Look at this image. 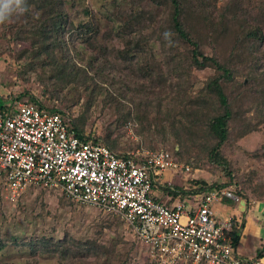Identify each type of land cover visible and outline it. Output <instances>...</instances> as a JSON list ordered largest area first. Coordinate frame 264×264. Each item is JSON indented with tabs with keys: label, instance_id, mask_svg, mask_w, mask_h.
<instances>
[{
	"label": "rangeland",
	"instance_id": "374dc122",
	"mask_svg": "<svg viewBox=\"0 0 264 264\" xmlns=\"http://www.w3.org/2000/svg\"><path fill=\"white\" fill-rule=\"evenodd\" d=\"M206 1L208 4L204 6L203 2ZM247 1L217 0L215 2L216 8H214L212 0H203V2L198 0L197 3L205 8L203 13L198 10L195 11L196 0H189L190 4L183 6L184 16L181 18V24L185 31L198 34V38L208 42L203 48L208 56L216 55L229 61L232 59L233 62L231 63L237 66L236 86L246 83V69L253 66L251 64L252 57L248 51L255 49L256 41L244 37L245 33L255 26L261 29L264 38V8L260 9L258 0L256 3L251 2V4H248ZM234 2H237V10L239 11L228 6L229 12H223V14H228L227 26L229 31L224 32L219 24L215 25L216 23L215 26H208V19L218 21L217 17H223L220 14L221 10L227 4L231 5ZM85 10L91 11L96 24L99 23V45L108 46L110 51L113 48L116 51L123 49L122 42L116 38L117 33H120L121 30L125 32L123 34L134 30L135 35L144 34L149 39V47H145L140 39L135 41V43L139 42L141 46L145 47V55L141 56L140 63H135V73L125 70V66L117 61L116 54L113 55L110 61L117 66H113L114 70L109 79L115 77L116 83L120 84H111L112 81L110 80L103 81L102 77L96 78L97 82H104L103 88H101L103 92L96 97L95 102L86 111V106L90 101V91L84 92L81 88L75 94L73 93L74 89L67 86L63 91L58 92L54 79L50 80V75L56 73H52L50 70H42L39 65L30 69L28 66L30 59L21 55L24 51L30 50L29 42H16L13 36L4 33L3 28H0V102L6 106L9 104L8 101H11L12 104L32 103V99H34L45 108L65 110L68 117L66 120L81 117L84 121L85 134L98 138L101 143L109 135L110 141H114L117 145L116 150L112 151L119 156L135 157L139 153L143 157L160 151L169 153L171 157L175 156L174 152L177 151L178 146L168 132L164 136H159L154 130L152 133L139 135L136 132L139 124L135 120L128 121L124 126H119L117 132L114 131L116 112L112 107L113 105L110 104V100L106 99L108 96L116 98L134 113V103L131 100L133 98L135 101L141 99L140 86L146 81L145 70L154 68L158 61L162 67V73L157 72L155 76L163 78V73H167L166 71L173 68V66H167L166 59L171 48L169 41L164 37L166 31L173 32L169 22L171 8L168 0H158L156 5L151 4V0H70L66 5V12L75 23L86 20ZM140 12L146 14L147 19L151 20V23L147 25L150 27L149 29L144 30L143 25L146 22L143 20L144 17H141ZM134 16V26L119 28L120 22L123 24L133 19ZM112 19H116V24L113 25ZM236 20L241 26L242 32L247 27V31L243 33V39L239 41L237 39L241 32L235 28ZM16 23L17 19H14L8 24L14 25ZM257 44L259 45V54L256 59L260 62V67L263 68L264 39L261 45ZM173 46H175L176 51H182L185 48L181 40H174ZM159 58L162 60H158ZM108 69L111 71V68ZM107 71L105 73H108ZM215 74L213 68L193 69L189 75H186L181 87L189 97H194L205 89L206 84ZM91 75L96 76L94 71ZM134 77L135 88L131 84L128 85V82L132 81ZM175 81L176 79H174L173 84ZM122 83L127 85L130 90H126ZM89 84L93 85L92 83ZM227 91L229 94L234 92L231 89H227ZM248 91L249 88H245V93ZM248 94L247 98L244 96V100L234 101V105L235 103L239 105L237 108L239 121L230 125V147L227 149L226 155L231 160L234 172L239 179H245L250 187L261 186L264 190V153L260 151L264 145V123L260 122L259 125L258 122L264 121V119L254 120L255 95ZM19 95L24 96L17 99ZM166 95L167 101L170 102L169 98L176 95L175 89L170 87L163 96ZM234 95H238V93H234ZM163 109L165 110V107ZM254 123H256L257 130L240 137L241 133L250 129ZM245 125L248 127H244ZM180 164L189 167L190 172L185 174L169 169L163 174L162 186H157L164 193L170 187L182 189L180 193L185 192L186 194H180L177 201L188 203L191 202L189 199L196 196L190 192L192 180H206L211 184L213 182H226L221 172L212 176L206 168L199 170L196 165L190 166L184 162ZM257 183L261 185H257ZM203 194L205 193L197 194L198 198ZM250 198H248L249 200L246 199V203L249 204V201L253 203L254 199ZM195 199L197 197L193 198V200ZM227 200L229 199L223 198L221 201L214 202L211 207L218 220H220L221 210L226 206ZM231 202L234 204L228 202V205L232 209H236L244 203L233 200ZM13 236L18 237L19 240L15 242L11 240ZM65 236L82 244L90 242L95 244V247L102 246L108 251L106 254L104 252L99 253L96 257H79L74 261L75 263L70 264H102L104 261H109L111 264H168L163 259L153 255L149 248L142 245L116 216L109 215L93 206L77 204L59 191L41 187L27 189L16 201L12 202L7 199L4 186L0 181V240L5 245L4 250H0V264H64L55 255H32L30 248L23 243L29 239L35 240L42 237L61 239ZM112 248L115 249L116 253L112 252ZM117 253L118 255H116Z\"/></svg>",
	"mask_w": 264,
	"mask_h": 264
},
{
	"label": "trees",
	"instance_id": "16d2710c",
	"mask_svg": "<svg viewBox=\"0 0 264 264\" xmlns=\"http://www.w3.org/2000/svg\"><path fill=\"white\" fill-rule=\"evenodd\" d=\"M69 1L28 0V11L17 18V23L14 25H0V28H3L4 33L13 36L16 42H29L30 50L24 51L21 55L30 59L28 61L30 69H33L35 65H39L42 70H50V72L56 73L50 75V80L54 79L58 92L63 91L67 86L73 88V93L75 94L81 88H83L84 92L90 91V101L86 106V111H88L90 106H92L91 104L97 99L96 97L103 92L101 88H103L102 84L104 82L99 81V83L96 78L102 77L103 81L110 80L112 81L111 84H120L116 83L115 77L109 79L114 70L113 66L115 67L116 65L110 61L113 55L116 54L117 61L125 66V70L135 73V63H140L141 56L145 55V47H149V39L144 34L135 35L134 30L126 34H123L124 30H121L120 33H117L116 38L122 42L123 49L116 51L113 48L110 51L108 46L99 45V23L96 24L91 11L85 10L86 20L75 23L66 12V5ZM188 1L168 0L171 8L169 22L172 25V33L174 35L171 38L172 42L169 44L171 49L169 50V55H167L166 62L167 66H173V68L166 71L167 73H163V78L155 76L157 72L162 73V67L158 61L155 63L157 65L154 68L145 70L146 81L140 86L141 99L139 101H135V98L131 100L134 103V113L116 98L111 96L106 98L110 100L109 102L113 105L112 107L116 112V119L113 125L115 129L113 130L117 132L119 126H124L128 121L135 120L139 124L136 129L139 135H146L154 130L159 136H164L168 132L178 146L177 151L174 152L175 156H172L176 162H184L190 166L196 165L199 170L206 168L212 176L221 172L223 179H226V182H213L212 184L206 180H192L190 183V192L192 194H208L231 189L234 196L239 199V202L246 203V199L249 200L248 198L251 197L250 199H254L253 203H264L263 188L261 186L250 187L245 182V179H239L234 172L231 160L226 155V151L230 147V125L239 121L237 118L239 105L237 103L234 105V101L237 102L238 99L244 100V96L247 98L248 93L254 94V120L257 121L258 118L264 119V67H260L261 64L256 59L259 54V45L257 43L261 45L264 39L263 34L261 29L255 26L248 32H246V27L242 32V28L236 20L235 28L241 32L237 41L243 39V33L245 32L244 37H249L256 41L255 49L248 51L252 57L251 64L253 66L246 69V83L236 86L237 66L231 63L233 62L232 59L229 61L216 55L208 56L203 49L208 42L198 38V34L196 35L183 29L181 24V18L184 16L183 6L190 4ZM216 1L212 0L214 8H216ZM157 2L158 0H151V4L156 5ZM197 2L198 0H196V3L193 2L195 3V11L198 10L204 13V6L208 4L207 1L203 2L202 0L205 4L204 6ZM251 2L256 3V0L247 1L248 4H251ZM257 2L260 3V9L264 8V0H258ZM236 4L237 2L231 5L227 4L220 12L223 17H217L218 21L208 19V26L212 27L216 23L215 25L219 24L224 32L229 31L227 26L229 22L228 14H223V12H229L228 6L239 11ZM141 15L146 22L143 25L144 30L149 29L150 27L147 25L151 23V20L147 19L148 16L146 14L141 13ZM112 21L113 25L116 24V19H112ZM133 23L135 24V16L123 24L120 22L119 28L131 27ZM136 39H140L145 47L141 46L139 42L135 43ZM174 40H181L185 48L182 51H176L175 46H173ZM158 60L162 59L159 58ZM129 65H132V67H129ZM108 68H111V71ZM204 68H213L216 74L208 81L205 89L196 96L189 97L181 87L183 80L193 69L203 70ZM106 70H108V73H105ZM93 71L96 76L91 75ZM174 79L176 81L173 84ZM130 84L135 88V77L128 82L129 86ZM123 86L126 90H130L127 85L123 84ZM170 87L175 89L176 95L169 98L170 102H168L167 95H163L166 94V90ZM245 88H249L246 93ZM227 89H231L234 92L229 94ZM234 93H238V95H234ZM23 96L19 95L17 99H21ZM8 102V108H5L6 106H3L0 102V111L8 110L13 106L11 101ZM30 104L35 105L39 110L60 114L67 124L68 130L81 141H92L96 144L104 143L103 145L111 151L116 150L117 145L114 141H110L109 135L101 143L98 138L85 134L84 121L81 117L66 120L68 117L65 110L45 108L34 99H32ZM163 107H165V110ZM258 122L259 125L264 123V121ZM244 127L248 126L245 125ZM256 127V123H254L250 129L242 132L240 137L257 130ZM260 151L264 153V145ZM257 185L261 184L257 183ZM181 190L177 187L175 189L170 187L165 190V193L174 200L180 194H186L185 192L180 193ZM155 201L159 202V199H155ZM228 202L232 203L230 199L227 200V204ZM249 202L251 204V201ZM230 225L231 231L228 236L232 241V246L235 248L244 229V221H241V218L239 220L233 217L230 220ZM11 240L15 242L19 238L13 236ZM23 244L30 248L31 254L34 256L55 255L64 264L75 263L74 261L79 257L90 258L91 256L96 257L102 252L108 253L102 246L95 247V244L90 242L82 244L68 236L61 239L46 237L35 240L29 239ZM4 248L5 245L1 242L0 250H4ZM112 249V252L116 253L115 249ZM256 258H264V251L258 252ZM102 264L111 263L104 261ZM177 264L183 263L179 262Z\"/></svg>",
	"mask_w": 264,
	"mask_h": 264
},
{
	"label": "built area",
	"instance_id": "2783aa9c",
	"mask_svg": "<svg viewBox=\"0 0 264 264\" xmlns=\"http://www.w3.org/2000/svg\"><path fill=\"white\" fill-rule=\"evenodd\" d=\"M12 105L0 111V181L10 201L30 188L59 191L118 217L168 264H264V258L236 253L228 236L231 218L219 221L211 210L223 198L239 201L231 189L167 206L153 197L163 174L190 172L169 153L119 156L103 144L81 141L60 114L27 102Z\"/></svg>",
	"mask_w": 264,
	"mask_h": 264
},
{
	"label": "crops",
	"instance_id": "0c3cea01",
	"mask_svg": "<svg viewBox=\"0 0 264 264\" xmlns=\"http://www.w3.org/2000/svg\"><path fill=\"white\" fill-rule=\"evenodd\" d=\"M161 186V185H159ZM153 197L159 199V202L172 206L177 201V199L172 200L170 196L162 192V190L157 187L153 191ZM197 201L200 199L198 195ZM189 199L191 202L196 201ZM183 202V201H182ZM224 208L221 210L220 220L236 217L241 221H244V229L239 238L237 247H235L236 253L246 259L256 258L257 253L263 250L264 246V203H242L238 208L232 209L228 204H225ZM223 207V206H222ZM259 216V217H258Z\"/></svg>",
	"mask_w": 264,
	"mask_h": 264
},
{
	"label": "clouds",
	"instance_id": "9594fccd",
	"mask_svg": "<svg viewBox=\"0 0 264 264\" xmlns=\"http://www.w3.org/2000/svg\"><path fill=\"white\" fill-rule=\"evenodd\" d=\"M28 11V0H0V25H5L19 18ZM171 31H166L164 37L171 43ZM162 186V184H161Z\"/></svg>",
	"mask_w": 264,
	"mask_h": 264
},
{
	"label": "bare ground",
	"instance_id": "6f19581e",
	"mask_svg": "<svg viewBox=\"0 0 264 264\" xmlns=\"http://www.w3.org/2000/svg\"><path fill=\"white\" fill-rule=\"evenodd\" d=\"M217 219V218H216Z\"/></svg>",
	"mask_w": 264,
	"mask_h": 264
}]
</instances>
